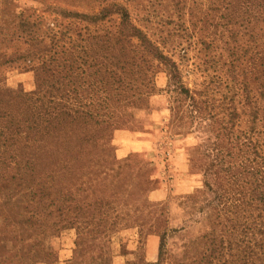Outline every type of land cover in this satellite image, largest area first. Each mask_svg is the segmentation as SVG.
<instances>
[{"label":"rangeland","instance_id":"rangeland-1","mask_svg":"<svg viewBox=\"0 0 264 264\" xmlns=\"http://www.w3.org/2000/svg\"><path fill=\"white\" fill-rule=\"evenodd\" d=\"M162 1L132 0L130 9L137 25L157 22L148 32L177 63L178 83L164 68L150 74L142 67L147 76H140L133 86L144 91L152 82L154 92L114 103L119 124L112 131L94 132L90 156L76 147L81 143L65 144L63 165L72 160L77 165L70 170L74 181L63 186L65 196L57 203L70 207V213L46 217L37 209V217L31 213L33 207L18 209L16 205L23 204L4 192L6 184L0 179V264H154L161 252L162 264H189L205 247V235L216 230L210 205H219L223 191L234 188L220 172L230 161L221 163V154L236 155L243 110L241 130L255 128V105L250 102L254 68L252 61L247 64L253 42L215 38L220 49H211L199 44L207 38H177L173 0L159 4ZM107 4L108 0H0V113L18 115L27 109L41 61L63 56L68 38L78 45L80 31L99 38L93 42L95 54L110 63V19H95L89 26L76 16L91 15ZM191 4L204 18V0ZM244 56L246 65L240 67ZM179 82L198 93L202 108L210 99L202 116L208 118L212 112L216 124L199 119ZM223 125H228L227 131ZM209 164L212 172L220 173L218 178L208 175Z\"/></svg>","mask_w":264,"mask_h":264},{"label":"trees","instance_id":"trees-1","mask_svg":"<svg viewBox=\"0 0 264 264\" xmlns=\"http://www.w3.org/2000/svg\"><path fill=\"white\" fill-rule=\"evenodd\" d=\"M167 1L171 0L159 4ZM204 3V18H200L191 0H173V15L179 22L177 38H207V43L201 40L199 44L211 49H220L215 38L252 39L247 64L253 62L254 72L250 74L254 87L250 91L252 100L247 94L245 105L249 99L255 105V128L252 132L241 130L246 116L243 110L238 116L240 135L236 155L221 154V163L230 161L220 172L234 188L223 191L219 205H210L216 230L205 235V247L189 264H264V0H204ZM131 6L132 0H108L98 12L76 14L86 19L89 26L95 19L101 22L110 19L112 32L107 48L111 53L110 63L95 54L93 42L99 38H90L89 33L80 31L78 45L74 46V40L68 38L63 56L59 54L41 61L37 89L27 109L18 115L0 113V179L6 184L4 192L23 204V207L17 204L18 209L33 207L31 213L35 215L41 209L46 217L70 213V207L57 203L65 196L63 186L74 181L70 170L77 165L76 160L63 165L65 144L81 143L76 147L90 156L94 132L112 131L119 124L114 103L154 92L152 82L144 91L133 86L141 81L140 76H147L142 67L150 74L164 68L175 83L181 78L177 63L148 32V26L157 22L146 20L145 26L137 25ZM151 15L147 9V16L152 18ZM244 46L248 55L250 47L246 43ZM245 58L241 59L240 67L246 65ZM229 67L232 69L234 62ZM242 73L246 77V70ZM179 83V90L192 102L199 119L216 124L212 112L207 114L208 118L202 116L210 99L207 98L202 108L196 99L198 93ZM244 86L247 88L245 81ZM77 127L79 139L75 134ZM227 127L223 125L222 130L227 131ZM212 167L209 164L208 175L218 178L220 173L212 172ZM162 259L161 252L154 264H162Z\"/></svg>","mask_w":264,"mask_h":264}]
</instances>
